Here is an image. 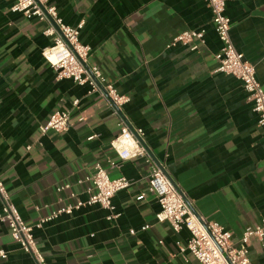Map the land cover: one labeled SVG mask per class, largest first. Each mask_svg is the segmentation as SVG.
I'll return each instance as SVG.
<instances>
[{
	"label": "crops",
	"instance_id": "obj_1",
	"mask_svg": "<svg viewBox=\"0 0 264 264\" xmlns=\"http://www.w3.org/2000/svg\"><path fill=\"white\" fill-rule=\"evenodd\" d=\"M13 3L0 0V181L8 201L34 226L86 201L88 183L76 182L95 164L110 179L130 182L112 199L116 219L98 206L83 207L35 229L46 264H193L181 252L188 231L174 233L155 221L160 207L148 191L153 166L170 177L196 217L223 227L234 244L264 220L262 132L241 82L215 73L221 44L204 0L49 1L64 24L82 25L87 65L128 97L123 118L143 132L152 162L118 159L110 142L120 116L89 87L56 79L42 57L51 44L45 24L11 12ZM225 15L235 49L264 90V0H225ZM199 30L205 38L197 51L168 47L177 35ZM61 111L70 114L68 129L41 134L39 127ZM61 185L69 189L56 192ZM3 206L0 197V212ZM0 252V264H34L4 225ZM248 252L250 264H264V241L251 238Z\"/></svg>",
	"mask_w": 264,
	"mask_h": 264
},
{
	"label": "built area",
	"instance_id": "obj_2",
	"mask_svg": "<svg viewBox=\"0 0 264 264\" xmlns=\"http://www.w3.org/2000/svg\"><path fill=\"white\" fill-rule=\"evenodd\" d=\"M50 0H14L10 11L22 15L25 19H35L45 24L43 35L51 40V44L43 49L42 57L55 71L57 80H70L77 86L89 87V94L98 93L110 106L113 115L119 117L129 99L118 94L112 84L105 81L96 66H88L87 59L90 49L79 41V31L82 25L75 28L64 24L58 16L55 7L50 6ZM210 13L211 23L221 47L214 55L217 67L215 73L230 75L241 82L243 91L252 103V110L257 117V125L262 132L264 146V90L255 77L254 67L248 63L243 55L235 49L230 38V21L225 15V0H204ZM205 31H186L177 35L169 44V48L176 44L189 46L190 51H197L204 44ZM73 107L78 105L74 101ZM118 110V111H117ZM119 134L110 142V147L120 161L145 159L152 162L146 150L140 144L143 132L133 129L131 132L124 119L119 117ZM78 121H82L80 117ZM71 124L68 111L51 114L46 123L39 127L40 133L52 131L64 133ZM113 165V164H111ZM88 183L87 199L77 201L52 211L48 216L40 219L34 226L25 223L17 208L8 201L4 187L0 181V197L3 209L0 212V225L7 227L10 237L20 249L32 256L34 264H46L41 251L33 236L35 229H41L61 215H71L73 211L83 207L98 206L109 212L108 219H116L112 199L119 192L130 186L124 177L110 179L107 171L100 164H95L92 174L78 180L77 185ZM69 189V185L56 187V192ZM148 191L155 198L160 211L155 215L157 223H166L174 233L185 229L190 238L181 252L188 251L194 259L193 264H250L248 243L251 238L264 241V220L253 228H246L238 243L232 242L231 234L216 223L207 222L196 217L184 200L181 192L171 184L162 169L153 166L148 180ZM148 225L142 227L145 231ZM134 235V231L129 232ZM0 256H5L0 252Z\"/></svg>",
	"mask_w": 264,
	"mask_h": 264
},
{
	"label": "water",
	"instance_id": "obj_3",
	"mask_svg": "<svg viewBox=\"0 0 264 264\" xmlns=\"http://www.w3.org/2000/svg\"><path fill=\"white\" fill-rule=\"evenodd\" d=\"M117 111H118V110H117ZM118 114H119V116H120L122 119H124V118H123V114H122L121 111H118ZM129 129L131 130L132 133H134V130H133L132 127L129 126ZM138 140H139L140 144L143 146V148H144L145 150H147L145 144L143 143V141L140 140V139H138ZM164 173H165V172H164ZM165 175H166V173H165ZM166 176H167V178L169 179V181L171 182V184L174 186V188H175L177 191H179L178 188L176 187V185L174 184V182L170 179V177H169L168 175H166ZM179 192H180V191H179ZM184 200H185V202L187 203V205L189 206V204H188V202L186 201L185 198H184ZM189 207H190V206H189Z\"/></svg>",
	"mask_w": 264,
	"mask_h": 264
}]
</instances>
